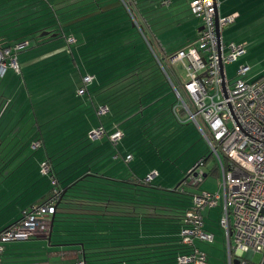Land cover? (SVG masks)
I'll use <instances>...</instances> for the list:
<instances>
[{
	"label": "trees",
	"instance_id": "1",
	"mask_svg": "<svg viewBox=\"0 0 264 264\" xmlns=\"http://www.w3.org/2000/svg\"><path fill=\"white\" fill-rule=\"evenodd\" d=\"M4 1H14V14L0 19L12 18L6 22V29H15L10 33L15 36L9 39L1 35L5 41L0 47L27 40L28 46L20 52L34 51L29 54L31 62L53 54V50L61 51L59 55L67 50L70 57L65 62L72 61L81 69V79L92 76L87 93L91 102L97 103L94 107L87 103L79 106L81 112H76V116L82 113L85 120H90L95 114L101 115V106H106L109 113L104 120L99 119L100 125L96 127L102 129L104 139H92L84 133L67 144L62 141L65 136L59 126L51 135L47 131L46 138V120L38 119L35 112L32 116L31 108L21 106L13 124L10 119L4 120L7 104L0 115V125L4 123L0 146L5 143L0 152V232L32 208L51 204L55 208L53 219L51 213L43 216V224L29 241L43 235L42 240L48 245L57 246L54 255L60 258L64 255L60 256L61 252L67 258L72 252L80 253L82 259H70L71 264H177V258L187 249L179 234L193 190L181 185L184 179L169 189L154 182L156 176L147 180L149 174L139 175L137 168L129 167L128 173L122 174V165L115 164L113 159L116 148L112 144L115 146L116 141L110 139L116 131L131 139L127 149H135V154L127 151L122 158L133 154L144 162L163 147L164 131L173 124L179 128L186 123V114L178 100H173L168 77L174 84L176 77L168 64L159 59L166 75L157 58L153 60L138 47L141 40L131 28L132 20L127 14H88L95 9L105 11L103 4L109 0H67L66 4L53 0L46 6L40 0ZM77 1L83 2L81 7L86 10L75 9ZM45 31L48 35L41 36ZM69 37L74 42H67ZM46 43L55 48L44 50L42 45ZM36 51H40L38 55ZM21 70L20 66L19 73ZM262 77L264 72L253 80ZM85 92L84 89L82 94ZM34 142H39V147L33 148ZM43 162L49 165L45 175L41 173ZM109 162L114 163V171H119L120 176L100 171L98 164ZM213 170L217 171L216 167ZM33 191L39 204L32 198ZM12 243L4 247V264L38 262V257H34L39 248L25 247L21 256H15L8 246Z\"/></svg>",
	"mask_w": 264,
	"mask_h": 264
},
{
	"label": "built area",
	"instance_id": "2",
	"mask_svg": "<svg viewBox=\"0 0 264 264\" xmlns=\"http://www.w3.org/2000/svg\"><path fill=\"white\" fill-rule=\"evenodd\" d=\"M188 1L192 14L202 22V29L193 41L167 57L176 84L167 77L186 120L196 125L211 148L220 184L215 193L193 191L179 234L187 249L177 258V264H206V254L196 242L214 240V235L204 229L203 214L212 208L219 209L218 225L226 240L228 264L234 260L237 264H264V77L244 80L249 67L241 65L236 72L238 77L229 80L225 67L244 54L245 43L224 42L218 30L234 22L237 14L216 18L217 0ZM67 42H74V38L69 37ZM27 46L25 40L0 47V78L7 70L20 72L17 54ZM161 69L167 75L162 65ZM82 81L91 83L92 76L85 75ZM83 91V87L78 89V93ZM106 111L107 107L101 106L98 113ZM96 133L101 136L102 129H93L89 136L93 139ZM120 136L116 131L110 139ZM39 145L34 142L32 147ZM131 158L127 155L125 161ZM204 167L205 159L200 158L185 175L182 186L198 187L204 180ZM48 168V163L43 162L41 173L47 174ZM155 175L153 171L146 179ZM52 211L51 204L34 207L0 232V264H4L5 245L33 238L43 224V216ZM257 253L261 260L254 263L251 258Z\"/></svg>",
	"mask_w": 264,
	"mask_h": 264
},
{
	"label": "rangeland",
	"instance_id": "3",
	"mask_svg": "<svg viewBox=\"0 0 264 264\" xmlns=\"http://www.w3.org/2000/svg\"><path fill=\"white\" fill-rule=\"evenodd\" d=\"M3 3L7 2L4 1ZM11 4L12 3L7 6H11ZM168 12V10L163 9L161 10V13L152 14V19L149 16L150 14L140 16L139 14H127L128 19L132 20L131 28L135 29L136 34H138V37L141 40V43L138 42L140 43L138 47L143 48L153 60L156 58L155 55L158 56L159 54L157 45L154 41H157L156 37H163L168 40L174 37L177 32L179 33L181 29V25H176V22L173 20L176 16H174V14H169ZM0 15L2 18H6L8 14ZM170 15L172 17H170ZM244 16L246 17L247 15L241 14L240 18H237L235 22L223 28L225 39H233L235 42L242 41L241 43H245L244 54L238 56L233 62L227 64L225 67L226 76L229 80L238 77L236 72L241 65H247L249 67V71L243 76V79L246 81L253 80L257 75L264 71V27L263 29L253 27L247 32V27L250 24L242 23ZM10 19H7L6 21L5 19H0V36L5 34L6 36L4 37L13 39L15 35L10 33L15 29H6V27L9 26L6 22ZM263 21L259 20V22H261L260 25L262 24L264 26ZM27 24L30 25L32 22H27ZM133 25L136 27H133ZM64 29L67 30V28ZM243 29L247 32L248 36L244 37L245 34L242 32L241 34L239 33V31H242ZM32 40L34 41V37ZM4 41L5 39L3 40L0 38V43H3ZM39 52L36 51L35 55H38ZM30 53L33 55L34 51L25 50L18 53L19 63L26 65L24 67L25 69L30 65V68L33 70L32 72H28L30 76L28 74L25 76L23 72L17 74L11 70H7L0 78V112L5 109L9 101L8 108H14L16 106L20 109L23 105L25 109L31 108V110L36 113L35 115L38 119L44 118L46 120L43 125V133L45 134V137L48 135L47 131L51 135L53 132H56L57 126H59L60 131L63 132L62 136H65V139L62 141L65 140V143L67 144L71 143L74 139L80 137L84 133L89 135V131H92L93 128L100 125L99 119L104 120L109 113L106 111L101 115L95 114L90 120H85L87 117H82V113L76 116V112H81L79 106L83 107L84 103H87L91 107L97 105L94 100L91 102L87 93V90H90L92 84H85L78 73L77 76L74 74L73 69L77 70L76 65L72 61L66 63L65 54H62L63 57L62 55H59V53H62L61 51L53 50V54L41 60L37 59L38 62L35 64H29L31 61L27 58L30 57ZM42 53L44 52L42 51L41 54ZM80 63L83 65L81 61ZM67 64H69L70 67H67ZM44 77L49 78L50 82L45 85H37L39 80H42L41 83H45V81H43ZM76 77L77 79L73 83L74 78ZM23 78L26 87L23 84ZM7 86H9V89L5 90ZM81 87H84L86 90L84 94L78 93V89ZM178 88L182 92L181 87L178 86ZM172 95L174 96L173 100H176V96L173 93ZM164 99H167V97ZM161 102L164 103L163 100H161ZM16 107L11 116L12 118L16 117ZM32 116H34V114H32ZM182 118L185 117L183 116ZM64 119L66 120L65 124L63 123ZM185 122L186 123L179 128H174L173 125L175 126V124H173L170 129L168 128L164 131L165 141L163 142V147L161 146L155 156L148 157L144 162H142V159H139L140 157L138 155H133L135 154V149H127L128 145L131 143V139L124 138L121 135L118 139L111 140L112 142L116 141L114 142L116 147L112 144L113 148H116L115 150L113 149L115 153L114 156H116L113 158L115 160L114 163L122 165V174L128 173L129 167L134 169L137 168V173L141 176H144L145 173L151 174L156 170L157 174L155 175L154 182L161 183L165 187L173 189L185 178V175L196 161L200 158L208 157L207 163L204 167L207 174L206 178H204L198 187L192 188L188 184L183 185V187L185 189L189 188L194 192H217L220 184V177L219 172L213 170L216 166L211 148L208 146L205 138L196 125L188 120ZM62 136L60 135V137ZM99 136L100 134L96 133L94 136L95 138L93 139H99L102 137ZM102 138L104 139V137ZM102 138L100 140H102ZM4 144L0 146V152H2V149L4 150ZM111 151L112 147H109L108 152ZM127 151H132L133 153L130 162H126L125 159L122 158ZM141 162L142 164H140ZM114 163L109 162L104 165L99 163L98 167L101 168L100 171L102 173L105 172L107 174H112L114 172ZM2 183L4 182L2 181ZM32 196V198L35 199V202L37 201L39 204L40 200L35 191H33ZM203 214L205 223L204 229L214 235V240L212 242H196V245L206 254V264H228L226 240L222 229L218 225L219 209H206ZM1 219L2 217L0 215V220ZM40 237H43V235ZM25 247L28 248L27 250L39 248V252L35 254L37 256L34 258L38 257V262L40 264H42V261L53 264L56 261L54 258L60 260L59 255H54V251L58 249L57 246H50L45 240L36 239L33 241H18L9 245V249L15 253V256H21L23 254L21 252ZM65 255L66 254H64V256ZM244 256L245 254H243V257ZM251 259L252 262L259 263L261 255L259 253L254 254Z\"/></svg>",
	"mask_w": 264,
	"mask_h": 264
},
{
	"label": "crops",
	"instance_id": "4",
	"mask_svg": "<svg viewBox=\"0 0 264 264\" xmlns=\"http://www.w3.org/2000/svg\"><path fill=\"white\" fill-rule=\"evenodd\" d=\"M50 1H53V0H40V2L44 3L43 6H46V3L49 4ZM56 1L64 2L65 4L67 3V0H56ZM78 1L74 5L75 9H78V11L79 10H86L83 7H81L83 2H78ZM13 2L14 1H12V2L7 1V3H3V0H0V14H14L15 10H12L11 6L6 7L8 4L13 3ZM188 2H189L188 0H109L103 4L105 11L99 12L98 9H95V10H92L91 13H89V11H88V14H139V16L145 15V14H150L149 16L151 19L153 17V16H151L152 14L161 13V10H163V9L168 10L169 14H174V16H176V18H173V20L176 22L175 24L181 25L180 32L179 33L177 32V34L174 37H172L168 40H167V38H163V37H159V38L156 37L157 41L153 39L157 45V49H158L159 54L156 58H157L158 65L161 68L162 63H165V61H166L165 59H167V57H169L174 51L186 46L189 42L193 41L198 35V32H199L198 28L202 25V22L199 18L195 17L192 14V12L189 8ZM217 2H218V10L217 11H218L219 17H224L228 14L236 13L237 16L235 17V20H234V22H235L237 18H240L241 14H244V15L246 14L247 16L246 17L244 16L242 23L243 24H247V23L250 24L247 27V32L253 27L258 28V29H263L264 26L262 24L260 25L261 22H259V20H261V21L264 20V0H217ZM160 6H163V7H160ZM16 14H18V13H16ZM170 17H172V16L170 15ZM223 28H225V27H223ZM223 28L221 30V36H222V40L224 42H234V43H241L242 42V41L241 42L240 41L235 42L233 39H225L224 34H223ZM241 32L243 34H245L244 37L248 36L247 32H245L244 29L242 31H239L240 34H241ZM122 34H123V32H122ZM61 42H62V40H61ZM63 43L64 42H62V46H63ZM43 46H45L44 47L45 50H51V49L55 48L54 45L50 44V43H46L45 45H42V47ZM57 47H60V45H58ZM63 47H65V45ZM63 50H64V48H63ZM64 51H65L64 54H66V58H69L70 57L69 52L67 50H64ZM30 57L28 59H30ZM18 59H19V56H18ZM41 59H43V58L42 57L38 58V60H41ZM159 59H160V62H162V61H164V62L160 63ZM38 60L30 62L29 64H31V63L35 64L38 62ZM30 61H32V60H30ZM79 64H80V62H79ZM20 66H22L21 71L25 74V76L27 74L30 76V74L28 72L33 71L30 68V65L27 69L24 68L26 65H24L22 63L20 64ZM66 66L70 67L69 64H67ZM76 67H77V65H76ZM78 69L79 68H77V70L73 69L74 74L77 76V73H78L79 76L81 77L82 71H81V69L80 70H78ZM35 74H36V72H35ZM55 79H57V78H55ZM76 79H77V77L74 78L73 83L75 82ZM22 81H23L24 86L26 87V85L24 83V78L22 79ZM41 81L42 80H39L37 85H45V84L50 82V79L44 77L43 81H45V83H41ZM9 86H7L5 90H8ZM9 103H10V101H9ZM15 107L14 108L10 107L8 109L6 107L5 112H4V110H2L0 112V115L4 112V115H3L4 120L10 119L11 124L16 122L15 118L20 113V109H18L16 107V111H15L16 117H14V118L11 117L14 113ZM32 113H34V112L31 111V115H32ZM64 121H65V119L63 120V122ZM35 122L38 124L40 123L42 125L41 122H38V121H35ZM3 125H4V123H2L0 125V133L4 132ZM115 157L116 156H114L113 158H115ZM113 174L115 176L121 175L119 171L118 172L114 171ZM38 238H41V240L43 239L42 237H38ZM62 253L66 254L65 252H61L60 256L62 255ZM70 259H71V261L73 260V262H75V261H78V259H82V257H81L80 253L78 254L77 252L76 253L72 252L71 257H69V258H67L64 255L61 256L60 260L54 258V260H56V261L53 264H71V263H69ZM34 263L40 264L39 262H33V264ZM42 264H47V263L45 261H42ZM48 264H49V262H48Z\"/></svg>",
	"mask_w": 264,
	"mask_h": 264
},
{
	"label": "water",
	"instance_id": "5",
	"mask_svg": "<svg viewBox=\"0 0 264 264\" xmlns=\"http://www.w3.org/2000/svg\"><path fill=\"white\" fill-rule=\"evenodd\" d=\"M216 18H218V11L217 10H216ZM201 29H202V27L200 26L198 28V31H200ZM218 32L220 33L221 32V29H219ZM46 35H48V32L47 31L41 33V36H46ZM52 36H55V34H52ZM206 176H207V174L205 173L204 176H203V178H206ZM183 182H184V180H183ZM54 211H55V208H53L52 218L51 219H53V217H54ZM233 264H237V262L234 260L233 261Z\"/></svg>",
	"mask_w": 264,
	"mask_h": 264
},
{
	"label": "flooded vegetation",
	"instance_id": "6",
	"mask_svg": "<svg viewBox=\"0 0 264 264\" xmlns=\"http://www.w3.org/2000/svg\"><path fill=\"white\" fill-rule=\"evenodd\" d=\"M206 163H207V160L205 159V165H206Z\"/></svg>",
	"mask_w": 264,
	"mask_h": 264
}]
</instances>
